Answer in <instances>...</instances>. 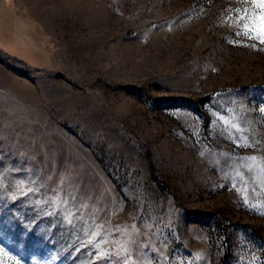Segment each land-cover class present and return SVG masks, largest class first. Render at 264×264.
Segmentation results:
<instances>
[{
  "label": "rangeland",
  "instance_id": "374dc122",
  "mask_svg": "<svg viewBox=\"0 0 264 264\" xmlns=\"http://www.w3.org/2000/svg\"><path fill=\"white\" fill-rule=\"evenodd\" d=\"M262 14L0 0V264H264Z\"/></svg>",
  "mask_w": 264,
  "mask_h": 264
},
{
  "label": "snow or ice",
  "instance_id": "6c2138e0",
  "mask_svg": "<svg viewBox=\"0 0 264 264\" xmlns=\"http://www.w3.org/2000/svg\"><path fill=\"white\" fill-rule=\"evenodd\" d=\"M253 3L258 5L261 9H264V0H253ZM260 34H261V42H264V14L261 15L260 17ZM264 111V109H262ZM3 248H0V253H3ZM6 255V253H5ZM15 260V258H12ZM15 264H20L19 260H15Z\"/></svg>",
  "mask_w": 264,
  "mask_h": 264
}]
</instances>
